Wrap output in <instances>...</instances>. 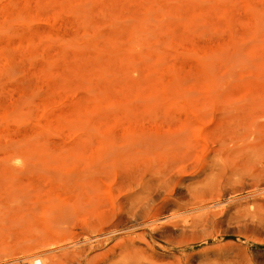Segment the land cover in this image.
<instances>
[{
    "label": "rangeland",
    "instance_id": "1",
    "mask_svg": "<svg viewBox=\"0 0 264 264\" xmlns=\"http://www.w3.org/2000/svg\"><path fill=\"white\" fill-rule=\"evenodd\" d=\"M252 99L264 103V0H0V263L51 247L49 226L94 237L115 206L120 148H206L212 115ZM185 121L189 145L151 143ZM217 243L237 244L217 264H264L262 246Z\"/></svg>",
    "mask_w": 264,
    "mask_h": 264
},
{
    "label": "bare ground",
    "instance_id": "2",
    "mask_svg": "<svg viewBox=\"0 0 264 264\" xmlns=\"http://www.w3.org/2000/svg\"><path fill=\"white\" fill-rule=\"evenodd\" d=\"M254 102L253 99L252 103L247 101L242 105L234 102L235 105L223 106V111L216 116L211 114L213 126L206 148H120L112 159L119 175L115 206L96 219V229L91 232L95 236L75 239L64 229L49 226L55 237L51 247L47 245V249L39 250L33 244L10 261L11 264H72L80 260H89L91 264L94 257L89 255L95 249L99 251L94 255L95 264H217L215 255L228 251L231 254L232 243L231 247L228 243L227 246L207 245L229 233L245 244L251 242L264 247V103ZM205 111L201 115L211 116ZM188 123L185 121L170 134H152L154 140L146 138H151V143L177 140L189 145ZM94 191L98 193V189ZM82 202L81 198V207L85 203ZM44 210L49 215L48 223L62 217H59L61 210L55 207ZM155 239L166 246L159 253L150 243ZM194 243L206 246L193 252ZM241 248L235 249L233 259L244 257L245 260L246 253ZM173 253L176 254L173 256Z\"/></svg>",
    "mask_w": 264,
    "mask_h": 264
}]
</instances>
